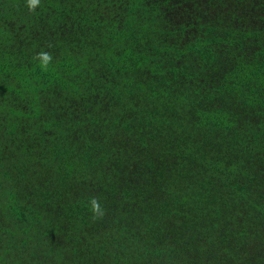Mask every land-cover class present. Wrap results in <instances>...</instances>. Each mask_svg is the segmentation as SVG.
<instances>
[{
	"label": "trees",
	"instance_id": "trees-1",
	"mask_svg": "<svg viewBox=\"0 0 264 264\" xmlns=\"http://www.w3.org/2000/svg\"><path fill=\"white\" fill-rule=\"evenodd\" d=\"M0 264H264V0H0Z\"/></svg>",
	"mask_w": 264,
	"mask_h": 264
},
{
	"label": "clouds",
	"instance_id": "clouds-1",
	"mask_svg": "<svg viewBox=\"0 0 264 264\" xmlns=\"http://www.w3.org/2000/svg\"><path fill=\"white\" fill-rule=\"evenodd\" d=\"M39 5H40V0H26V7L31 12H35L36 9L39 7ZM48 47L51 48L52 45H49ZM33 60L39 62L38 66L41 69V71H47L49 65H51L53 62V55L49 51L41 50L33 57ZM88 207L90 211V218L93 221L102 220L106 215V210L101 205L99 199H97L96 197H90L88 199Z\"/></svg>",
	"mask_w": 264,
	"mask_h": 264
}]
</instances>
